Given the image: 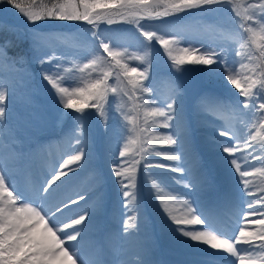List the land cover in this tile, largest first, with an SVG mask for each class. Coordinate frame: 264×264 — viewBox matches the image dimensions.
Returning <instances> with one entry per match:
<instances>
[{"label": "snow or ice", "instance_id": "6c2138e0", "mask_svg": "<svg viewBox=\"0 0 264 264\" xmlns=\"http://www.w3.org/2000/svg\"><path fill=\"white\" fill-rule=\"evenodd\" d=\"M231 3L233 0H55L50 7L36 10L26 7L19 0H0V4L17 10L24 18L23 32H17L15 25L0 21V33H13L18 40L28 42L24 54L13 56H9L13 41L4 39L0 42V66H7L15 73L7 84L0 80V264H159L153 258L155 245L140 243V230L130 223L135 219L134 215L124 221L123 232L119 234L126 245L123 249L108 251L102 243L96 242L92 245L95 249L94 258L86 259L83 245L89 240L95 226L96 212L88 208L87 192L63 194L65 186L74 178L72 174L78 175L81 169H88L91 165L89 142L92 136L89 115L85 110L95 109L105 137L110 138L112 135L108 113L114 101L107 100L109 89L113 93L123 91L129 99L137 93L140 97L149 94V98L144 100L146 128L142 131L153 124L168 130L159 139L161 146H168L171 152L155 151L154 154L172 163L145 158L143 166L145 169L156 168L164 170V173L176 174L168 175L167 178L187 190L177 193L185 197L183 206L186 211L180 215L169 207L165 199L158 197L166 214L161 225L163 240L169 246L189 250V257L181 264H215L218 259H224L218 256V252L232 258L227 264H264V195L246 199L255 196L247 179L254 176L255 172L242 167L239 162L264 160V137H261L262 147L257 149L255 142L261 136L260 131L255 134L249 131V140L246 136H238L230 128L216 127L205 118L229 108L247 128L254 114L259 113L257 124L264 131V15L249 11L259 9L264 13V0L247 5L244 15L235 11V15L240 17L237 24L243 33L238 43L242 50H246L237 51L235 56L241 58L240 69L246 71L235 68L236 61L230 62L228 50L223 47L189 45L179 49L180 55L173 56L179 36L165 38L157 31L147 30L140 23L143 19L173 23L167 18H181L184 13L196 15L199 12L216 11ZM109 5L118 6L124 10L120 15L130 17L127 22L135 24L140 35L148 42L145 48L151 47L153 41L163 46L177 66L176 73L200 74V80L193 85L197 92L190 109L186 106V89L182 84H177L176 95L161 104L157 96L151 95V64L139 71L137 67L128 68L121 63L124 56L110 46L111 42L105 35L106 29L100 28L102 22L108 25L116 23L111 14L98 11ZM44 21L83 22L91 26L88 30L89 39L98 51H102H99L98 58L90 59L78 67L80 73L88 70L87 75L91 77L83 87L65 86L62 82L59 69L63 65L64 54L45 48L47 41L61 37L45 32L41 26ZM245 60L247 63L243 62ZM104 64L110 68L119 66L124 69L125 76L135 73L137 78H129L124 89L109 85L111 73L105 70ZM185 64L202 67H179ZM93 72H97L94 77ZM116 78L119 80V73ZM175 79L179 80V77ZM34 82H47L55 90V122L57 126H62L66 120L72 122L69 133L75 147L72 154L50 171L44 172L42 178H36L31 192L26 193L12 183L13 169L21 168L26 173L34 174L35 160L46 147L35 133L37 116L33 106ZM221 83L223 93L216 87ZM229 84L238 90L239 97L243 99L231 93ZM18 90L23 93L24 108L19 115L14 107H9L10 99H15ZM225 94L231 97V103L224 98ZM101 101L108 106L105 107ZM68 110H73L77 115ZM257 124L252 127H257ZM148 144L151 146L152 141L148 140ZM239 152H245L246 155L240 157L237 155ZM117 153L119 158L125 157V150L117 148L106 158L105 163L109 168V176L113 178L112 183L118 186L121 203L128 210L126 201L131 193L126 189H129L133 176L127 174L129 170L124 167L122 159L116 158ZM135 163L139 164L140 161ZM131 171L134 173L136 169ZM107 179L102 171L96 172L97 207L101 211L105 207L104 185ZM73 205L77 206L75 210ZM226 209L237 217L234 231L238 234L231 237L223 236L212 223L213 217ZM234 209L239 211L233 212ZM241 223L244 226H240ZM248 225L258 226V229L249 228ZM130 228L135 231L130 232ZM209 248L213 251H209Z\"/></svg>", "mask_w": 264, "mask_h": 264}, {"label": "rangeland", "instance_id": "374dc122", "mask_svg": "<svg viewBox=\"0 0 264 264\" xmlns=\"http://www.w3.org/2000/svg\"><path fill=\"white\" fill-rule=\"evenodd\" d=\"M19 2L26 7L38 10L45 6L50 7L55 0H34V2L33 0H19ZM260 2L261 0H233V3L225 4L216 11L199 12L196 15L184 13L181 14V18L174 16L168 17L167 20L173 21V23L165 24L162 20L149 19L140 20V23L143 24L147 30L157 31L158 34L164 35L165 38L179 36V44L174 46L172 52L173 56L180 55L179 49L189 45L199 47L203 44L211 47H223L228 50L230 62L235 60V68L238 71H242V69H240L241 58L235 56V53L237 51L246 50H242L238 43L243 33L238 27L237 21L240 20V17L235 15V11H239L241 15H244L247 5L253 3L258 4ZM98 11H106L116 20V23L112 25L102 22L100 23V28L106 29L105 35L116 45L113 46V49L124 56L121 63L126 64L128 68L137 67L139 71H142L148 64H151L149 72V79L153 89L151 95L157 96L161 104H163L169 97L177 94V84H182L186 89V106L190 109L191 103L197 92V89L194 88L193 85L200 80V74L195 72L183 75L176 73L175 69L177 66L173 64V61L169 58L163 46L156 41H153L149 48L138 46L139 41L145 42V44L148 42L140 35L135 24L127 22L130 17L119 14L124 11L123 9L115 5H109L107 8L98 9ZM249 11H256L258 15H264L259 9H249ZM0 21L8 25H15L17 32L24 31V18L20 16L17 10L11 9L10 6L0 4ZM41 26L45 32L54 33L61 37L59 39L47 41L45 48L46 50L52 49L57 53L64 54L63 65L59 69L60 75L63 77L62 82L65 86L83 87L86 80L91 77L87 75L88 70H86L85 73H80L78 67L82 66L83 63L90 59L98 58L99 51H102H98L96 45L89 39L90 33L88 30L91 26L83 22L69 23L59 21H44ZM130 30L133 31L134 35L128 33ZM0 35H2V33H0ZM20 41L25 47H28L27 40ZM243 62L247 63L246 60ZM112 63L114 65V62ZM179 67L183 69L199 68L202 66L185 64ZM213 67H215V65H213ZM104 68L111 73L108 84L116 86L119 89H124L129 78H137V74L135 73H130L128 76H125L124 69L119 66L110 68L107 64H104ZM65 69L72 70L66 71ZM117 73H119V80L116 78ZM14 75V70L11 68L0 66V78L5 79V84H7ZM96 75L97 72L92 73L93 77ZM176 77H179V80H176ZM44 83L47 85V82ZM144 83L147 84L149 81H144ZM47 86L49 87L44 86L43 89L40 87L36 89L33 88V106L36 109L37 116L35 133L36 136L40 134H51L53 136L60 134L61 139L56 142L48 143V141H51L53 138H41V141H44L43 143L46 147L45 151L35 160V180L38 177L42 178L43 173L46 172V169L42 165V160L44 158L50 161L53 159V162L48 165V171H50L54 165L62 159L67 158L69 154H72L75 147L72 135L69 133L72 122L68 121L62 126H57L55 122V90H52L50 85ZM128 87L130 88V86ZM216 87L223 92L222 83L217 84ZM228 88L231 90V93L239 97V92L234 86L229 84ZM148 98L149 94H144V97H140V94L137 93L136 96L129 99L128 96L123 94V91L113 93L109 89L107 92V100L109 102L114 101L111 103V110L108 113V125L112 129L110 138L105 137L101 119L96 115V110L91 108L85 110L89 115V125L92 136V140L89 142V149L92 156L91 165L88 169H81L78 175L72 174L74 176L73 180L63 189L64 195H73L81 191L87 192L89 198L88 208L96 212L97 218L95 226L91 230L89 240L83 245V250H87L84 252L85 257L89 251H95L92 245L99 242V224L102 216L101 214L103 213V211L97 207L96 172L102 171L103 174L109 176V168L105 160L111 155V152L116 151L117 148L125 150L124 158H119L118 153L116 158L122 159L124 167L129 170L127 174L132 175L133 180L129 189H126L131 193L126 201L128 210L124 209L121 203L122 197L119 194L118 186L112 183L113 178L111 176H109L112 183L110 189L104 187L106 194L105 206L108 199L112 200V229L108 232L105 242V244L108 243V245H110L111 249L108 251L123 249L126 246L124 241L120 239L119 234L123 232L124 221L127 220L129 216L134 215L135 219L130 221V223L140 228V231L143 230L140 243L150 244L143 239H151L153 241L155 245L153 248V258L158 261L159 264H181L182 261L189 257V250L182 247L169 246L163 240L161 225L166 219V214L163 212L158 198L162 197L165 199L169 207L172 208L177 215H180L186 211L183 206V199L185 197L178 196L177 193H184L187 192V190L167 178L168 175L176 174L164 173V170L156 168L145 169L143 166L145 158L148 160H161L165 164L172 163L154 154L155 151L171 152V148L168 146H161L159 139V137L167 134L168 130L160 128L158 124H153L151 127H147L145 131H142V129L146 128L144 125V113L146 110L144 100ZM239 98L243 99V97ZM225 99L231 103V97L227 95ZM101 103L104 104L105 107L108 106L103 101H101ZM9 107H14L18 115L23 113V93L21 94L17 91L15 99H10ZM68 111L72 112L73 115H77L73 110ZM259 115V113L254 114V118L251 119L247 128L240 122L238 115L229 108L210 114L205 118L216 127L230 128L235 131L238 136H246L249 140L251 139V137L247 135L249 131L252 134L260 131L261 136L258 137L255 142L256 148L260 149L262 147L261 137H264V131H261L257 124ZM149 119L151 123V118ZM253 124H257V127L253 128ZM121 129H123V132H121ZM149 132L152 133L151 136L148 135ZM197 139L199 140V133H197ZM148 140L152 141L151 146H149ZM50 144L53 146L49 147ZM237 155L243 157L246 153L239 152ZM137 160L140 161L139 164L135 163ZM43 162L45 163L44 160ZM239 162H241L242 167H248L255 172L254 176L247 178L250 181L249 187L254 192L255 196L246 197V199H255L256 196L264 195V160L249 159L248 161L241 160ZM133 168L136 169L134 173L131 171ZM64 179H67V177ZM125 182L129 183L127 180ZM81 204H83V202H81ZM147 205L153 213V219L157 222L158 233H160L159 243H157V239L152 234L153 231L151 230H153V228H151L150 223L145 218L144 209ZM72 208L75 210L77 206L73 205ZM71 214L72 213H69V215ZM225 216H228L225 211L218 216H214L212 220L213 227L215 228L222 225ZM172 227H175V225H172ZM187 227L192 228L199 226ZM249 228L258 229V226L249 225ZM129 231L134 232L135 229L130 228ZM217 231L219 232V230ZM227 233L230 235L234 234L233 231L225 232L223 236L228 237L229 235ZM105 246L107 245H104V247ZM161 246L165 248H163V251L165 257H168L166 260L162 257L159 258L160 260L157 258L158 254L156 251L157 248ZM128 247L130 248L131 246L129 245ZM238 247L243 248L245 246L238 245ZM217 254L220 257V253ZM93 258H89V260ZM231 259V257H228L225 261L226 263L221 261L220 263L227 264L228 260ZM218 260L215 264H218Z\"/></svg>", "mask_w": 264, "mask_h": 264}, {"label": "trees", "instance_id": "16d2710c", "mask_svg": "<svg viewBox=\"0 0 264 264\" xmlns=\"http://www.w3.org/2000/svg\"><path fill=\"white\" fill-rule=\"evenodd\" d=\"M128 33L131 35H134L133 31H131V30L128 31ZM4 39H11L13 41V47L9 49V56L18 55V54L22 55V54H24L25 50L28 48V47H25L21 43V41L16 38V36L13 33H2V35H0V42H2ZM109 40L111 42L110 43L111 47L116 46L111 39H109ZM118 45H119V43H118ZM139 45H140V47H144L145 42L143 43V42L139 41L138 46ZM146 82H148V81H146ZM35 84H36L37 88L40 87L41 89H43L44 86L49 87L44 82H42V83L35 82ZM66 122H68V120H66L65 123Z\"/></svg>", "mask_w": 264, "mask_h": 264}, {"label": "bare ground", "instance_id": "6f19581e", "mask_svg": "<svg viewBox=\"0 0 264 264\" xmlns=\"http://www.w3.org/2000/svg\"><path fill=\"white\" fill-rule=\"evenodd\" d=\"M242 71H246V69H242ZM15 179H17V181L19 182L17 184V188L25 191L26 193H30L33 187V176L32 173H24L22 179H19V177H14ZM14 181V179H12V182ZM239 211V209H234L233 212ZM226 215H228L230 218H232L234 220V217L236 215L230 213L227 209L225 210ZM225 220H228L229 218H224ZM242 226H244L242 224ZM249 227V225H248ZM198 247H204L203 245H198ZM246 247V246H245ZM209 251H213L212 249L209 248ZM220 253V256H227V254H224L222 252H218Z\"/></svg>", "mask_w": 264, "mask_h": 264}]
</instances>
